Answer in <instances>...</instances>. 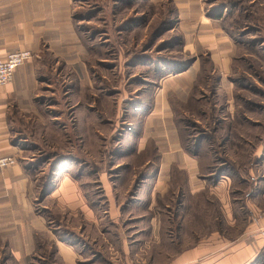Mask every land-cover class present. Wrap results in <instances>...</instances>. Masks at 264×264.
Segmentation results:
<instances>
[{"label":"crops","instance_id":"0c3cea01","mask_svg":"<svg viewBox=\"0 0 264 264\" xmlns=\"http://www.w3.org/2000/svg\"><path fill=\"white\" fill-rule=\"evenodd\" d=\"M104 1L0 0V58L34 53L0 86V157L16 159L0 167V264H250L264 247V216L250 217L239 233L232 179L211 183V163L184 146L180 127L199 110L198 93L216 89L235 68L224 15L212 14L215 0L167 1L177 9L184 49L198 57L135 99L138 111L123 118L133 125L123 147L102 157L98 123L112 119V99L101 95L96 106L92 68L109 60L89 25ZM222 1L229 0L215 3ZM45 150L64 156L50 179L43 177L53 162L41 160Z\"/></svg>","mask_w":264,"mask_h":264},{"label":"rangeland","instance_id":"374dc122","mask_svg":"<svg viewBox=\"0 0 264 264\" xmlns=\"http://www.w3.org/2000/svg\"><path fill=\"white\" fill-rule=\"evenodd\" d=\"M167 1L105 0L93 7L95 24L89 28L94 26L97 51L109 60L105 67L97 59L94 62L92 69L97 75L93 97L97 107L101 95L112 99V104H106L112 119L98 123L105 133L96 142L102 157L104 152L109 155L115 144L123 147L122 136L133 127L124 120L138 111L135 99L146 88L155 89L167 75L183 72L198 57L184 49L177 9ZM215 2L212 13L219 5ZM219 14L224 15L222 21L236 43L235 68L222 84L217 81L216 89L198 93L199 110L180 119V127L188 135V143L199 144L200 155L203 153L202 158L211 163L207 174L212 172L213 178L209 176L208 180L214 183L224 176L232 179L228 193L237 200L241 234L250 217L257 221L264 216V0H232V7L221 9ZM103 32L108 33L99 38ZM102 70L109 88L100 84L98 74ZM232 83L234 93L230 91ZM116 99L120 100L118 106ZM116 107L119 115L114 120ZM40 157L53 160L43 174L50 179L55 164L64 156L57 158L54 150H45ZM210 197V206L217 209L219 196L214 193ZM250 264H264V247Z\"/></svg>","mask_w":264,"mask_h":264},{"label":"built area","instance_id":"2783aa9c","mask_svg":"<svg viewBox=\"0 0 264 264\" xmlns=\"http://www.w3.org/2000/svg\"><path fill=\"white\" fill-rule=\"evenodd\" d=\"M34 57V53L29 49L17 50L0 58V86L10 83L16 69ZM16 159L12 156L0 157V167H5L15 163Z\"/></svg>","mask_w":264,"mask_h":264},{"label":"trees","instance_id":"16d2710c","mask_svg":"<svg viewBox=\"0 0 264 264\" xmlns=\"http://www.w3.org/2000/svg\"><path fill=\"white\" fill-rule=\"evenodd\" d=\"M226 4H232V0H229L228 2H225V1H222L221 3H219V5H216L213 7V13L214 15H218L220 16L219 14V11L224 8H226ZM218 13V14H217ZM224 24V23H223ZM224 27L227 29V27L225 26L224 24ZM232 27V26H231ZM184 146H186V148H188V150H191L192 153L194 154H197V155H200V152H199V144L197 143H193V144H189L187 140L184 141ZM203 154V153H202ZM202 154L200 155V157H202ZM208 169V168H207ZM212 169V168H211ZM214 169L210 170V171H213Z\"/></svg>","mask_w":264,"mask_h":264}]
</instances>
